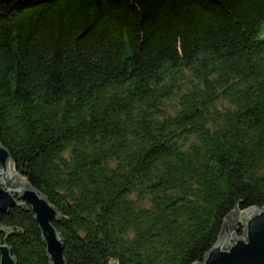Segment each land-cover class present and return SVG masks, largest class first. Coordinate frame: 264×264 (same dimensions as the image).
I'll list each match as a JSON object with an SVG mask.
<instances>
[{
    "label": "trees",
    "instance_id": "obj_1",
    "mask_svg": "<svg viewBox=\"0 0 264 264\" xmlns=\"http://www.w3.org/2000/svg\"><path fill=\"white\" fill-rule=\"evenodd\" d=\"M263 23L264 0H0V144L67 264H199L264 208ZM1 222L51 264L29 206Z\"/></svg>",
    "mask_w": 264,
    "mask_h": 264
},
{
    "label": "water",
    "instance_id": "obj_2",
    "mask_svg": "<svg viewBox=\"0 0 264 264\" xmlns=\"http://www.w3.org/2000/svg\"><path fill=\"white\" fill-rule=\"evenodd\" d=\"M9 161L10 154L0 144V235L10 237L14 233L2 224V217L15 207L29 206L51 264H67L64 240L54 225L60 220V213L46 197L10 173ZM240 224L244 227L242 237L237 235ZM0 264H17L12 249L2 240ZM199 264H264V208H251L228 218L216 244Z\"/></svg>",
    "mask_w": 264,
    "mask_h": 264
},
{
    "label": "rangeland",
    "instance_id": "obj_3",
    "mask_svg": "<svg viewBox=\"0 0 264 264\" xmlns=\"http://www.w3.org/2000/svg\"><path fill=\"white\" fill-rule=\"evenodd\" d=\"M261 36L264 38V23H263V25H262V27H261ZM15 177L17 178V179H19V177L17 176V175H15ZM239 215H241V214H239Z\"/></svg>",
    "mask_w": 264,
    "mask_h": 264
}]
</instances>
